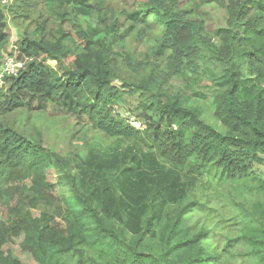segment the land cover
I'll list each match as a JSON object with an SVG mask.
<instances>
[{
  "label": "trees",
  "instance_id": "obj_1",
  "mask_svg": "<svg viewBox=\"0 0 264 264\" xmlns=\"http://www.w3.org/2000/svg\"><path fill=\"white\" fill-rule=\"evenodd\" d=\"M7 1L0 0V62L11 43L8 15L30 16ZM202 2L226 10L227 28L210 33L202 20L186 16L180 0H146L130 31L117 39L80 21L100 12L95 0H41L45 9L59 5L62 22L72 23L80 43L72 48L62 30L50 38L49 22L36 21L19 43L18 59L29 67L0 85V264H23L5 252L16 241L38 264H264V3ZM152 29L160 36L145 59L130 54L123 60L111 49L131 30L143 36ZM150 67L155 73L143 75ZM136 74L138 82L131 79ZM174 79L183 81V93L168 92ZM200 86L210 89L213 113L226 132L186 105L205 98L195 92ZM138 92L141 130L115 115L124 94ZM50 106L88 118L107 138L139 149L117 160L116 169L130 184L132 216L120 201L107 204L106 193L71 159L6 120ZM48 169L63 192L59 200ZM16 183L24 196L5 206ZM41 206L47 211L37 217L33 209Z\"/></svg>",
  "mask_w": 264,
  "mask_h": 264
},
{
  "label": "rangeland",
  "instance_id": "obj_2",
  "mask_svg": "<svg viewBox=\"0 0 264 264\" xmlns=\"http://www.w3.org/2000/svg\"><path fill=\"white\" fill-rule=\"evenodd\" d=\"M264 3V0H261ZM146 0H95V3L100 5V12H96L94 17L79 18L83 22L86 29L101 28L117 38L125 32L130 31L135 23V15L141 13L144 9ZM41 0H10L5 5L15 9L18 13H23V18L29 14V18L15 20L12 14H9L8 29L11 33V43L8 48L7 56L0 62V67L4 60L11 57H20L19 43L28 34L34 32L37 27L36 21H48V33L50 38L60 36L62 30L66 34H70L73 39L72 48H76L80 39L76 35L73 25L68 20L62 22L61 9L57 5L53 10L45 9L44 4H40ZM179 8L186 13L188 18H198L202 20L207 30L215 34L218 30L227 28V13L226 10L216 4H203L202 0H180ZM68 12L71 10L68 8ZM151 19L153 18L150 17ZM78 23V22H77ZM62 26V29L60 27ZM106 36V33L100 37ZM160 36L159 29L147 30L143 36L140 33L131 30L129 37L123 45L112 46L113 51H118L121 59H127L132 54L137 60L145 59L153 54L154 46L157 45ZM119 39V38H117ZM125 45L127 50H125ZM53 67H56L55 62H50ZM155 72L150 67L145 70L143 75H152ZM126 77L125 74H123ZM142 76L136 74L131 79L138 82ZM161 79H159V82ZM184 83L180 79H174L170 82L167 90L171 94L182 92ZM158 85L152 86V90L157 92ZM195 92H200L205 95V98L192 97L186 101L189 107L198 108L202 112L203 120L218 131L226 132L225 127L216 118L211 105L210 89L206 86L195 87ZM183 93V92H182ZM188 93L187 96H191ZM142 92L135 95L125 93L123 101L115 107V115L128 121L130 117H137L140 114L139 107L143 99ZM6 120L15 124L19 132L26 137L32 139H42L44 147L57 154L71 159L78 171L88 180V182L97 188L100 192H105V201L109 204L111 201H120L125 215L130 217L133 211L128 200L130 184L123 179L120 181L121 175L117 173L119 165L117 160H120L123 155H135L138 148L135 145L118 142L115 139H110L97 131L89 124L88 118L79 119L77 116L61 112L60 110L50 106L44 112H29L20 110L6 117ZM143 122L142 120H139ZM140 122V123H141ZM143 125V123H142ZM48 180L55 185L54 196L60 199L63 195L62 190L57 184L54 171L47 170ZM120 183V188L113 190V182ZM29 186V183H28ZM25 189L22 183L13 185L12 196L14 197L11 204L5 203V206L15 204L24 196ZM112 205V204H111ZM1 207V205H0ZM46 210V207L33 209L34 215L40 217ZM1 212V208H0ZM5 211H2L4 217ZM5 252H11L23 264H38L33 256L23 252L20 247V242L11 243L5 247Z\"/></svg>",
  "mask_w": 264,
  "mask_h": 264
},
{
  "label": "built area",
  "instance_id": "obj_3",
  "mask_svg": "<svg viewBox=\"0 0 264 264\" xmlns=\"http://www.w3.org/2000/svg\"><path fill=\"white\" fill-rule=\"evenodd\" d=\"M27 65V60L23 61L17 57H7L0 67V85L4 86L7 78L17 77L21 71L27 68ZM128 122L135 129H142V124L137 120V117H130Z\"/></svg>",
  "mask_w": 264,
  "mask_h": 264
},
{
  "label": "water",
  "instance_id": "obj_4",
  "mask_svg": "<svg viewBox=\"0 0 264 264\" xmlns=\"http://www.w3.org/2000/svg\"><path fill=\"white\" fill-rule=\"evenodd\" d=\"M29 65H30V64L28 63L27 68L29 67Z\"/></svg>",
  "mask_w": 264,
  "mask_h": 264
}]
</instances>
